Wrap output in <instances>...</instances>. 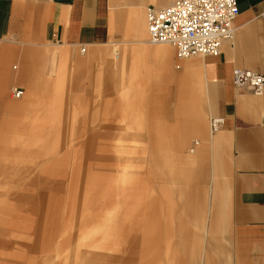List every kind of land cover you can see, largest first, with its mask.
<instances>
[{"label":"crops","instance_id":"obj_1","mask_svg":"<svg viewBox=\"0 0 264 264\" xmlns=\"http://www.w3.org/2000/svg\"><path fill=\"white\" fill-rule=\"evenodd\" d=\"M173 1L0 0V98L8 100L7 87L17 84L23 91L18 101L32 100L0 106L18 118L37 102L31 113L46 109L50 121L61 100L73 99L80 101L82 124L95 116V130L116 131L126 121L146 142L159 144L146 163L149 156L158 162L161 176L169 161L183 186L174 191L170 219L167 202L146 198L134 200L132 212L136 189L129 193L133 258L145 264H264V90L254 95L232 79L235 67L264 75V0H235L234 36L217 55L181 60L173 46L150 44L146 30V9ZM214 117L224 123L211 133ZM10 123L0 118V128ZM25 138L31 140L0 135L16 143ZM187 143L194 146L185 151ZM63 179L58 173L51 181ZM89 186L116 216L114 200L104 198L107 187L100 181ZM30 190L36 193L31 201L42 200L50 210L62 206L72 188Z\"/></svg>","mask_w":264,"mask_h":264},{"label":"rangeland","instance_id":"obj_2","mask_svg":"<svg viewBox=\"0 0 264 264\" xmlns=\"http://www.w3.org/2000/svg\"><path fill=\"white\" fill-rule=\"evenodd\" d=\"M17 86L7 87L8 100L0 98V104L22 101L10 93ZM91 90L94 93V86ZM61 101L50 121L46 109L31 113L37 102L18 118L0 106L1 120L11 121L0 128V135L31 138L20 143L0 140V264H145L129 253L136 233L129 227L131 212H125L129 193L136 189L132 212L133 206L146 198L157 204L167 202L170 219L174 191L183 183L176 182L169 161L160 176L159 163H150L149 156L147 163L153 167L149 170V150L160 149L159 144L146 142L145 136L130 129L126 121L120 120L116 131H97L95 116L89 117L88 124L81 123L85 116L80 101ZM22 102L27 106L32 100ZM96 102L92 101L93 111ZM85 127L92 130L83 131ZM193 146L187 143L184 150ZM58 173L64 179L53 183ZM98 181L107 187L105 200H114L116 216L113 207L104 204L100 193L97 195L99 190H90L89 185ZM23 185L27 192L21 189ZM63 187L72 188L71 195L56 209L48 210L42 200L31 201L36 193L31 195L30 189L38 188L42 194L41 190ZM51 197L47 198L51 201ZM163 262L172 264L167 259Z\"/></svg>","mask_w":264,"mask_h":264},{"label":"built area","instance_id":"obj_3","mask_svg":"<svg viewBox=\"0 0 264 264\" xmlns=\"http://www.w3.org/2000/svg\"><path fill=\"white\" fill-rule=\"evenodd\" d=\"M239 13L235 0H175L162 8L146 9V30L150 44H168L174 47L177 59L214 56L224 41L234 36V19ZM84 52V48H80ZM233 84L254 95L264 90V75L235 67ZM15 99L23 95L17 87L11 89ZM224 123L222 117L209 120L211 133L218 132Z\"/></svg>","mask_w":264,"mask_h":264},{"label":"bare ground","instance_id":"obj_4","mask_svg":"<svg viewBox=\"0 0 264 264\" xmlns=\"http://www.w3.org/2000/svg\"><path fill=\"white\" fill-rule=\"evenodd\" d=\"M188 59V58H187Z\"/></svg>","mask_w":264,"mask_h":264}]
</instances>
